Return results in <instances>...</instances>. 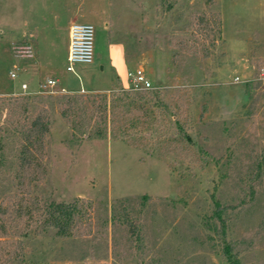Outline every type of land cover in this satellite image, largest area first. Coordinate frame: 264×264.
I'll use <instances>...</instances> for the list:
<instances>
[{"label": "rangeland", "instance_id": "1", "mask_svg": "<svg viewBox=\"0 0 264 264\" xmlns=\"http://www.w3.org/2000/svg\"><path fill=\"white\" fill-rule=\"evenodd\" d=\"M73 15L74 22L95 27V54L93 63L74 64L68 73L60 46L62 27ZM36 28L66 89L103 85L120 63L123 88L115 93L132 92L127 74L136 68L153 89L187 91L179 118L194 137L183 147H202L205 159L186 152L180 158L181 150L169 148L151 153V145L138 148L115 138L114 91L100 109V97L95 105L87 92L56 87L54 93L22 94L21 80L9 75L20 62L11 47ZM50 32L59 46L48 44ZM249 82L261 84L256 105L246 96ZM262 90L264 0H0V129L14 120L10 108L23 95L35 116L46 110L50 127L43 155L37 154L39 168L20 170L16 138L0 148V211L79 199L93 204L94 225L87 237L62 238L42 226L26 238L18 233L0 245V257L4 248H20L22 260L11 264H228L221 225L211 218L219 200L232 207L223 214L227 239L245 240L238 251L254 244L240 252L241 264H264V160L257 168L264 154ZM75 95H83V105ZM126 225L136 233L131 236Z\"/></svg>", "mask_w": 264, "mask_h": 264}, {"label": "trees", "instance_id": "2", "mask_svg": "<svg viewBox=\"0 0 264 264\" xmlns=\"http://www.w3.org/2000/svg\"><path fill=\"white\" fill-rule=\"evenodd\" d=\"M260 85V83L255 82L247 83L246 96L249 101L254 98L253 105H256L257 102L260 101V96L255 95V91ZM115 91L111 100L114 112H116L114 118L115 126L118 128L115 133V138H120L124 142H128L138 148L151 145V153L158 151V149L164 150L169 148L181 150L183 153L179 151V153H177V156L180 158H183L184 152H186L194 155L200 153L203 159H205L207 153L202 147L197 150L183 147V143L185 142L192 143L194 137L193 134L186 131L185 125L179 118L180 110L184 107L187 100V98H185L187 91L176 90L172 92L168 89H151L142 92L122 90V92L119 93H115ZM262 91L264 93V90ZM74 97L79 101L75 102L76 104L83 105V95H75ZM89 97L91 98L90 101L95 105L97 103L96 97H100V102L98 101L97 103L99 109L105 105L107 107L108 94L91 93ZM70 102L72 101L70 100ZM13 105V108H10L9 114L14 120L10 121L5 131L0 129V134L1 132L4 133V136L1 137L0 148L3 149L6 145L5 142L10 138L19 140L20 170L23 172L28 170L31 171V168L34 166L38 168L41 167L37 154L43 153L44 140L50 131L48 119L42 113V111L46 112V110L42 109L35 116V111L32 108L33 105H31V99L25 95L18 98L16 97ZM81 107L85 108L83 106ZM70 109H75L73 103H71ZM103 111L106 113V108H103ZM29 118L31 119L28 121ZM164 127L166 128L164 129ZM163 130L167 133H163ZM103 134V131L100 129L96 132V136L99 137H102ZM162 135H164V137H162ZM140 138H145L149 142L143 143L144 145H142ZM259 157L260 155L257 156V159ZM259 160L260 161L257 163L258 169L262 166L264 154ZM186 167L190 166L186 165ZM253 175H256L254 170H252V176ZM119 203H122L121 205L123 207V201ZM231 208L232 207H224L219 200H215L214 211L211 218L221 225L218 234L221 237L223 247L221 254L225 261L228 264H241L239 258L240 252L242 250L252 249L254 244L244 246L246 249L238 251L242 242L245 240L240 242L227 239V219L223 218V214L226 210ZM12 209V211L8 208L0 211V245H2L7 238L12 236L17 238L18 233H20L19 237L26 238L29 237L31 233L36 234L37 232H41L37 230V227L41 226L44 229H53L56 235L62 238L76 236L87 237L93 232L94 225H92L91 221L93 204L91 202H83L77 199L71 203H57L51 201L40 205L39 202H35L29 206L26 203H22L20 206L13 205ZM126 211L127 210H125V212ZM114 217L116 218V216ZM38 222L42 225H36ZM126 226L131 236L136 233V227L133 225ZM6 243L7 242H5V244ZM3 250L5 251L2 252V257H0L2 264H11L22 260V255L17 252L18 250L20 251V248H15L13 251H9V248H4ZM3 255L7 257L4 261Z\"/></svg>", "mask_w": 264, "mask_h": 264}, {"label": "crops", "instance_id": "3", "mask_svg": "<svg viewBox=\"0 0 264 264\" xmlns=\"http://www.w3.org/2000/svg\"><path fill=\"white\" fill-rule=\"evenodd\" d=\"M103 15L106 14V10L101 11ZM55 17L58 18L57 14H55ZM57 19H55L56 21ZM76 21V17L73 15L71 19H69L68 25H65L62 27V40H63V48L60 46V51L65 53L66 56V62L68 57V51H69V30L72 23ZM106 28H107V22ZM108 29V28H107ZM56 38L55 32H50L48 34V44L51 43L50 39ZM45 41L42 40L41 35L37 31V28L35 31L31 32L30 35H22L18 36L17 39L14 40V44L17 43H25V44H31L34 47L35 50V57L31 60H25L21 62H16L14 65H17L19 67V75L16 80H21L20 87L23 83H26L28 86V89L26 92H35L40 90V85L43 83H46L48 79H54L57 80L58 84L57 87H59L61 90L69 93H108L115 91L117 89L123 88V80L122 76L120 75V70L122 67L120 63H116V65H113L114 74L111 76L107 83L100 84V86H95L92 88H81V89H66L65 87L61 86V78H59V75H56L57 71H53L55 69V66L52 64L51 58H49L46 55H49V51H45V47L43 44ZM47 42V41H46ZM51 47L59 46L58 43H51ZM50 44V45H51ZM52 50V48H51ZM50 50V52H51ZM13 65V66H14ZM104 69V68H102ZM138 69V68H136ZM135 69V70H136ZM12 70V69H11ZM48 71V72H45ZM52 71V72H51ZM67 71V67H66ZM133 70H129L128 73ZM68 73H72L71 71H67ZM116 75V78L114 77ZM128 76V74H127ZM98 85V84H97ZM17 86V85H16ZM129 87V86H128ZM126 87V88H128ZM125 88V87H124ZM22 94L24 93V90L21 87V90H19Z\"/></svg>", "mask_w": 264, "mask_h": 264}, {"label": "built area", "instance_id": "4", "mask_svg": "<svg viewBox=\"0 0 264 264\" xmlns=\"http://www.w3.org/2000/svg\"><path fill=\"white\" fill-rule=\"evenodd\" d=\"M13 56L17 61L31 60L35 57V50L31 44L17 43L12 47ZM95 54V27L92 24L74 22L69 30V51L67 57V71H74V64H91L94 61ZM19 67L14 65L10 70L9 75L12 80L17 79L19 75ZM129 87L128 89L134 92H142L151 90L152 86L149 78L146 76L142 68L130 71L128 73ZM237 80L239 78L237 77ZM57 80L48 79L46 83L40 85L38 93H54V88L57 87ZM23 94H26L28 86L22 84Z\"/></svg>", "mask_w": 264, "mask_h": 264}]
</instances>
